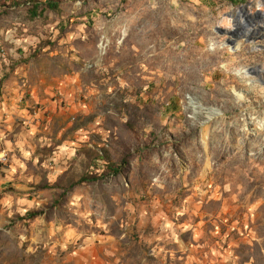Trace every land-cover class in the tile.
Here are the masks:
<instances>
[{
  "label": "rangeland",
  "instance_id": "rangeland-1",
  "mask_svg": "<svg viewBox=\"0 0 264 264\" xmlns=\"http://www.w3.org/2000/svg\"><path fill=\"white\" fill-rule=\"evenodd\" d=\"M258 5L0 0V264H264Z\"/></svg>",
  "mask_w": 264,
  "mask_h": 264
},
{
  "label": "bare ground",
  "instance_id": "bare-ground-1",
  "mask_svg": "<svg viewBox=\"0 0 264 264\" xmlns=\"http://www.w3.org/2000/svg\"><path fill=\"white\" fill-rule=\"evenodd\" d=\"M255 1H257L258 3H260V5H258V8L257 9H259V8H263L264 9V0H255ZM260 10V9H259ZM261 11V13H263V15H264V11H262V10H260ZM250 12V10H246V13H249ZM251 18H253V19H258V18H256L255 17V14H252L251 15ZM261 20V19H260ZM230 21V20H229ZM227 22V19L226 18H224L221 22H220V27H224V28H228V29H230V25L229 24H227L226 23ZM262 22H264V17H263V20H262ZM225 31V33H231L232 31H228V30H224ZM259 31H263L262 33H260ZM237 33V32H236ZM253 35V36H263V39H264V28L261 26V27H258L257 29H255V30H253V31H246V33H243V36L244 35ZM262 39V40H263ZM237 46V45H236ZM232 50H234V48L232 49ZM160 57H162L161 55H154V56H152L151 58H150V60L148 61V62H150V61H152L153 59L155 60L156 58H160ZM135 60L136 61H138L139 60V56H137V57H135ZM250 73L246 70V69H243V70H239L238 72H237V75L238 76H240L241 78H247V77H249L250 75H249ZM217 115H219V114H216V113H214L213 114V116H217ZM7 161H8V156H7V152H5V150H0V165H6L7 164Z\"/></svg>",
  "mask_w": 264,
  "mask_h": 264
},
{
  "label": "water",
  "instance_id": "water-1",
  "mask_svg": "<svg viewBox=\"0 0 264 264\" xmlns=\"http://www.w3.org/2000/svg\"><path fill=\"white\" fill-rule=\"evenodd\" d=\"M246 8H247V6H242V7L238 8V11L235 13V18L237 20H239L240 17L242 16V14L245 13L246 10H248ZM255 17L258 18V19L263 20L264 15H263V13H261V11L259 9H256V11H255ZM236 29H235V32H231V33L230 32L229 33H225L224 32V33L225 34H228V36L234 37V39H236V40L245 39L246 42H250L251 40H262L263 39V36H253L251 34L250 35H244L243 36V33H246V31H250L251 32V30H247L246 29L245 21H244V23L240 24V28H239L240 31L239 32L236 31ZM227 43L229 45L233 46L234 41H228ZM255 49H260V47L257 46ZM247 71H249V70L247 69ZM258 72L259 73H263V71H258Z\"/></svg>",
  "mask_w": 264,
  "mask_h": 264
},
{
  "label": "trees",
  "instance_id": "trees-1",
  "mask_svg": "<svg viewBox=\"0 0 264 264\" xmlns=\"http://www.w3.org/2000/svg\"><path fill=\"white\" fill-rule=\"evenodd\" d=\"M49 4H45V6L43 7V9L45 8V7H47ZM43 9L41 10V11H43Z\"/></svg>",
  "mask_w": 264,
  "mask_h": 264
},
{
  "label": "clouds",
  "instance_id": "clouds-1",
  "mask_svg": "<svg viewBox=\"0 0 264 264\" xmlns=\"http://www.w3.org/2000/svg\"><path fill=\"white\" fill-rule=\"evenodd\" d=\"M1 166H4V165H0V167H1Z\"/></svg>",
  "mask_w": 264,
  "mask_h": 264
}]
</instances>
